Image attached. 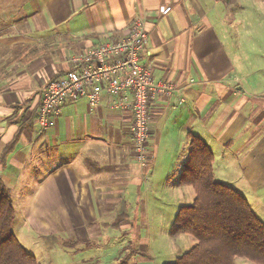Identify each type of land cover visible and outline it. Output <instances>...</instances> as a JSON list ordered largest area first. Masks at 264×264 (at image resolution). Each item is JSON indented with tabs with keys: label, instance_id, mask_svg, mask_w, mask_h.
Wrapping results in <instances>:
<instances>
[{
	"label": "crops",
	"instance_id": "crops-1",
	"mask_svg": "<svg viewBox=\"0 0 264 264\" xmlns=\"http://www.w3.org/2000/svg\"><path fill=\"white\" fill-rule=\"evenodd\" d=\"M251 1L0 0V177L13 195L22 247L78 251L102 224L127 235L135 214L166 194L195 201L193 187L180 182L191 137L212 152L216 181L264 223V68L250 55L262 49L239 41L245 33L235 29L239 17L245 22L237 10ZM138 16L148 20L151 54L142 63L155 84L176 86L151 102L147 172L135 157L133 115L105 94L95 109L87 99L65 103L45 134L37 121L45 86L72 69L69 59L127 37ZM50 151L59 164L35 180L29 166ZM128 249L122 264H153L149 245Z\"/></svg>",
	"mask_w": 264,
	"mask_h": 264
},
{
	"label": "trees",
	"instance_id": "trees-1",
	"mask_svg": "<svg viewBox=\"0 0 264 264\" xmlns=\"http://www.w3.org/2000/svg\"><path fill=\"white\" fill-rule=\"evenodd\" d=\"M190 145L180 182L193 187L196 198L180 208L170 233L174 240L188 236L197 243L173 264H235L238 258L264 264V223L241 194L216 181L208 146L197 137ZM15 217L13 195L0 177V264H37L13 233Z\"/></svg>",
	"mask_w": 264,
	"mask_h": 264
},
{
	"label": "built area",
	"instance_id": "built-area-1",
	"mask_svg": "<svg viewBox=\"0 0 264 264\" xmlns=\"http://www.w3.org/2000/svg\"><path fill=\"white\" fill-rule=\"evenodd\" d=\"M170 8L162 9L168 14ZM130 34L117 41L89 49L69 59L72 69L59 79H51L43 90L37 121L39 134L57 124L67 102L87 99L90 108L100 106L103 94L111 107L134 117L131 127L136 160L144 172L150 166L148 143L152 136L150 105L156 96L176 90L171 83L155 84L153 70L142 63L148 52L149 31L146 17H136Z\"/></svg>",
	"mask_w": 264,
	"mask_h": 264
},
{
	"label": "rangeland",
	"instance_id": "rangeland-1",
	"mask_svg": "<svg viewBox=\"0 0 264 264\" xmlns=\"http://www.w3.org/2000/svg\"><path fill=\"white\" fill-rule=\"evenodd\" d=\"M245 6V13L238 10L236 12L243 14L245 20V22L241 21L242 19L239 17L235 24L236 31L244 30L245 33L244 37L238 40L248 43L247 46L253 50L262 49L260 50L262 53L252 50L250 55L253 65L258 64L260 68H264V1L253 0L246 3ZM256 68L258 67L256 66ZM260 77L264 78V73H261ZM57 164L59 161L56 151H50L49 155L44 152L42 161L33 162L27 172L37 180L45 176L47 170ZM34 174H38V177ZM158 200L160 202L158 206L150 203L146 206V212L140 211L135 214L136 223H134L133 229L128 230L127 235L114 227L107 229V224H102L105 228L101 226L99 231L93 232L91 242L78 246L75 249H79L78 251L64 249L59 245L58 247H48L43 244L36 245L35 249L28 247L29 251H27L30 254L33 253L37 264H122L121 262H125L127 259L124 256L127 255L126 251L130 252L129 249L126 250L127 247L146 250L149 245V248L154 252V254H150L153 264H173L179 256L189 252L196 245V240L192 237L183 236L181 240H174L170 233L180 208L193 205V194L181 197L166 194ZM106 220L109 221V219ZM128 264H137V261L131 259ZM235 264L251 263L238 258Z\"/></svg>",
	"mask_w": 264,
	"mask_h": 264
}]
</instances>
